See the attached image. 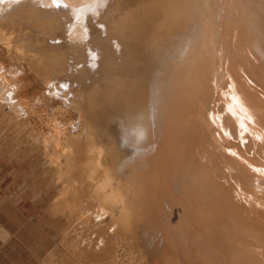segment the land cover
<instances>
[{
    "label": "bare ground",
    "instance_id": "bare-ground-1",
    "mask_svg": "<svg viewBox=\"0 0 264 264\" xmlns=\"http://www.w3.org/2000/svg\"><path fill=\"white\" fill-rule=\"evenodd\" d=\"M0 140L40 264H264V0H0Z\"/></svg>",
    "mask_w": 264,
    "mask_h": 264
},
{
    "label": "rangeland",
    "instance_id": "rangeland-1",
    "mask_svg": "<svg viewBox=\"0 0 264 264\" xmlns=\"http://www.w3.org/2000/svg\"><path fill=\"white\" fill-rule=\"evenodd\" d=\"M228 101L227 99L226 102ZM211 110L214 113V109ZM215 112L217 113H214L217 115V118H220L219 113L217 111ZM42 129H45V127ZM24 152L25 150L22 146L15 143L6 144L0 140V190L4 194L6 193L7 196H10L9 198L13 204H19L17 208L20 211L13 215L9 223L15 229H18V232L22 228L21 235L24 240L27 241L31 233L29 225L30 219L33 224L38 225L39 234L37 244L25 247L28 249L23 251L22 256H20V252L15 255L13 261H10L5 256H11V252L14 249L18 251V248L12 241L11 234L2 228L0 247L3 242L2 249H4V253L0 252V256H2L0 258V264H40L42 260H50L47 256L50 250L56 247L60 249L57 240L61 237V232L56 230L53 221L50 219L49 211L46 210V198H48V194L36 185L38 176L35 172L29 171V162L23 160ZM260 172L262 173V170ZM42 194H45V196L40 197ZM4 203L0 199V205ZM26 256L32 257L27 258Z\"/></svg>",
    "mask_w": 264,
    "mask_h": 264
},
{
    "label": "crops",
    "instance_id": "crops-1",
    "mask_svg": "<svg viewBox=\"0 0 264 264\" xmlns=\"http://www.w3.org/2000/svg\"><path fill=\"white\" fill-rule=\"evenodd\" d=\"M9 197L10 196H7L6 193L4 194L0 190V199H2L5 202L4 204L0 205V235H1V229L2 228L6 229L11 234L12 241L17 246L18 251L14 249L11 252V256H5V257L7 259H9L10 261H13L14 258H15V255H17L18 253L21 252L20 256L23 255V251L28 249V248H25V247H30V246H33V245L37 244L39 231H38V225L37 224H33L32 220L30 219V222H29L30 230H31L30 236L27 239V241L22 238V235H21L22 228L18 232V229H15V227H13L11 225V223H9V221L12 220L13 215L20 211V209L17 208L19 204H16V203L13 204ZM26 225H28V224H26ZM2 247H3V242H2L1 247H0V252L1 253L4 250V249H2ZM1 257L2 256H0V258ZM26 257L27 258H29V257L31 258L32 256H26Z\"/></svg>",
    "mask_w": 264,
    "mask_h": 264
}]
</instances>
